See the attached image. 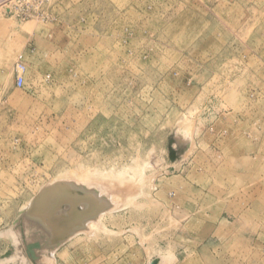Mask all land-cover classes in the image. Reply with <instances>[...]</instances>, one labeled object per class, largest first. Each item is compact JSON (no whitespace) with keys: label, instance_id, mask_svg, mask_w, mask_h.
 Here are the masks:
<instances>
[{"label":"rangeland","instance_id":"1","mask_svg":"<svg viewBox=\"0 0 264 264\" xmlns=\"http://www.w3.org/2000/svg\"><path fill=\"white\" fill-rule=\"evenodd\" d=\"M0 264H264V0H0Z\"/></svg>","mask_w":264,"mask_h":264},{"label":"crops","instance_id":"2","mask_svg":"<svg viewBox=\"0 0 264 264\" xmlns=\"http://www.w3.org/2000/svg\"><path fill=\"white\" fill-rule=\"evenodd\" d=\"M32 36L34 37V43H35V45L38 48L37 53L36 54L34 53L35 54V58H34L35 59V62H39V61L42 62V60H43V54H45V51H44L45 49L44 48L48 47L47 45L49 44V41H48L46 35L41 40L40 35H39V33L37 31H35L34 34H32ZM39 43L41 45L40 47H39Z\"/></svg>","mask_w":264,"mask_h":264},{"label":"built area","instance_id":"3","mask_svg":"<svg viewBox=\"0 0 264 264\" xmlns=\"http://www.w3.org/2000/svg\"><path fill=\"white\" fill-rule=\"evenodd\" d=\"M17 70H18V75H17V81L16 84L18 87L22 88L25 83V78L23 73L26 70V66L22 61V58H20L19 62L17 63Z\"/></svg>","mask_w":264,"mask_h":264}]
</instances>
